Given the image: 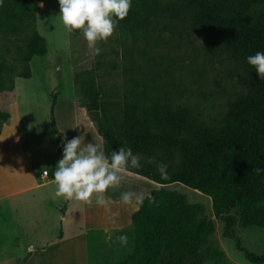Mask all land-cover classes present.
I'll list each match as a JSON object with an SVG mask.
<instances>
[{
    "label": "trees",
    "instance_id": "trees-1",
    "mask_svg": "<svg viewBox=\"0 0 264 264\" xmlns=\"http://www.w3.org/2000/svg\"><path fill=\"white\" fill-rule=\"evenodd\" d=\"M41 2L0 3V91L12 90L15 77H30L31 58L47 52L46 40L36 29ZM154 20L197 34L208 51L232 61L244 92L229 100L223 120L210 126L187 105L174 103L147 73L149 68L130 57L132 62L123 67L122 117L110 124L101 118L92 71L74 74V84L86 99L85 109L103 138L104 152L131 148L142 165L131 172L160 185L149 192L155 203L146 198L131 215L132 250L124 259L106 264H200L198 260L224 259V252L209 243L215 227L203 204L162 186L174 182L208 196L223 225L222 235L235 240L247 261L264 263V252L248 251L235 231V225L248 217L264 228V80L247 63V57L264 52V0H131L127 17L117 20L116 28L124 40L147 42ZM55 101L52 93L49 122L61 152L66 141L56 128ZM8 117L0 110V125ZM153 157L155 162L150 163ZM161 162L167 165L166 179L157 170ZM189 255L197 260L185 261Z\"/></svg>",
    "mask_w": 264,
    "mask_h": 264
},
{
    "label": "rangeland",
    "instance_id": "rangeland-1",
    "mask_svg": "<svg viewBox=\"0 0 264 264\" xmlns=\"http://www.w3.org/2000/svg\"><path fill=\"white\" fill-rule=\"evenodd\" d=\"M41 11H36V29L45 38L47 52L43 56L33 57L30 62L31 75L28 78H14L15 102L12 106L13 117L20 128L19 141L23 143L32 162H37L32 154L45 156L53 148L55 134L49 124V110L51 94L60 91L62 99L69 96L70 87L58 88L61 78L57 70L70 71L74 74L84 70H91L99 87L101 118L112 124L122 117L124 73L123 67L132 62L130 57H135L136 63L141 67L149 68L147 72L153 76L158 88L167 91L174 103H181L191 108L193 114L210 126H215L223 120L227 102L237 94L244 92L238 83L239 70L233 62L225 56L208 51L200 36L189 32L182 27L173 28L168 24L153 22L152 34L147 42L133 43L130 39L124 40L115 28L114 34L108 40L98 42L101 49L99 55H93L88 49L87 42L79 30L68 32L59 18L58 0H44ZM12 51H14L12 49ZM143 51V52H141ZM63 73L61 74L63 76ZM58 87H54L53 84ZM78 99L85 105L86 99L76 88ZM94 127L96 125L94 123ZM94 134V133H93ZM13 145L17 141H13ZM54 150L57 161L61 159L58 143L55 142ZM51 160V159H50ZM45 159L39 162L42 173L51 171L52 162ZM158 185V184H156ZM165 189L176 190L184 194L189 202L202 203L205 216L214 223V233L209 239L211 246L222 250L225 257L220 262L198 260L200 264H254L247 261L243 253L236 249L235 240L222 235V223L214 216L211 199L181 183L174 182L162 184ZM35 196L37 191L32 190ZM31 195L30 193H27ZM31 197V196H30ZM63 205L58 207L59 214L65 208H71L69 215L66 213L67 222L63 224L65 230L69 226L77 227V234L83 228V205L75 199H62ZM35 204L37 202L33 201ZM90 209V206H87ZM33 207L34 218L39 219V214ZM47 213V214H46ZM41 226L33 229V223H28V235L24 249L19 253V248L11 246L10 254L0 264H104L106 252H102V234L90 231L85 236H77L76 251L71 253L70 261L67 252L55 243L54 227L59 223L56 211H46ZM248 217L243 223L235 225L236 234L241 245L253 253L264 252V228L252 224ZM127 231L132 235L133 226L130 224ZM63 229V228H62ZM68 244L69 232L64 235ZM45 240V243H42ZM30 244L29 246L27 245ZM26 245L28 246L25 250ZM62 246H64L62 244ZM132 247V244H131ZM130 247V249H131ZM12 258L10 259V257ZM67 256V257H66ZM122 254L117 259H123ZM1 259V258H0ZM189 255L185 261L195 260ZM109 260V261H113ZM197 260V259H196ZM264 264V263H261Z\"/></svg>",
    "mask_w": 264,
    "mask_h": 264
},
{
    "label": "crops",
    "instance_id": "crops-1",
    "mask_svg": "<svg viewBox=\"0 0 264 264\" xmlns=\"http://www.w3.org/2000/svg\"><path fill=\"white\" fill-rule=\"evenodd\" d=\"M57 72V76L61 78L59 81L61 85L58 87L56 82V85L53 84L54 87L59 89L64 88V86L70 87L67 99H62L60 91L54 92L56 101L53 106V116L57 130L64 136L66 142L73 137L83 135L85 143L93 141L100 143L103 148L102 136L95 129L94 122L88 115L85 106L78 99L73 79L74 73L70 71L65 75L64 71L60 69ZM60 72L61 74L63 73V76L59 74ZM14 102V87L12 90L0 91V110L9 114L8 119L0 125V260L9 256L11 253L9 248L11 246L19 248L24 245L28 235V230H26L28 223H33V229H36L37 226L45 228L44 225L41 226V223L44 220V214L42 213L46 211L48 213L56 211L58 214L59 223L54 227L55 234L53 236H55V243L61 247L60 249L63 248L67 252L69 261L71 253L76 251L77 236H85L90 231L104 236L102 241L104 246L101 249L102 252H106L105 259H103L104 264L117 261L113 259H117L122 254L126 256L132 250V235L127 229L130 224L132 225L131 215L134 210L132 206L124 205L121 202L120 195L124 191L149 193L151 189L160 185H156L154 181L146 177L130 172L118 188H110L105 194L112 201L110 205L111 212L117 213L113 219H109L105 209L96 205L95 201H93L91 206L81 202L83 205V228L79 234H77L76 225L74 227L69 226L65 230L63 224L67 222L66 213L69 215L71 208L68 211L66 207L65 212L59 214L58 207L63 205L62 199L64 198L55 195L56 186L53 183L54 178L51 171H47L48 175L45 176L42 173L43 169L39 166L40 161L51 159L50 161L54 166L52 172H54L57 164V160H54L57 156V151L54 150L57 135L51 128L55 133L53 134V148L46 152L43 157L32 154L31 157L37 160L34 164L25 147H23V143L19 141V121L17 120L16 122L13 118L15 115L12 112ZM13 141H17L15 145H13ZM60 153L62 158L63 150ZM32 190L37 191L35 193L37 196L34 195ZM30 192L31 195H28L27 193ZM34 200L37 204L33 202ZM66 200L68 201V199ZM34 206L39 214L37 221L34 218ZM87 206H90V209ZM66 232H69L67 245V240L64 238ZM120 235L128 237L126 246H122L116 239ZM42 243H45V240H42ZM27 245L29 246L30 244ZM27 245L25 250L28 248ZM23 250V248H19V253H23Z\"/></svg>",
    "mask_w": 264,
    "mask_h": 264
},
{
    "label": "clouds",
    "instance_id": "clouds-1",
    "mask_svg": "<svg viewBox=\"0 0 264 264\" xmlns=\"http://www.w3.org/2000/svg\"><path fill=\"white\" fill-rule=\"evenodd\" d=\"M58 4L59 18L65 29L81 31L93 55L100 54L98 42H106L114 34L117 20L125 19L131 8V0H58ZM39 6L44 5L41 2ZM247 63L255 69L258 78L264 80V52L247 57ZM149 162H155V158ZM141 167L139 155L131 148L120 147L106 154L100 143H85L83 135L73 137L63 143L62 158L52 173L55 195L90 206L95 201L105 209L109 219H113L117 213L111 212L112 201L105 194L110 188H118L132 169ZM157 170L162 178H167L166 164L158 163ZM253 171L259 173L261 169ZM44 175L48 173L44 172ZM146 198L155 203V197L150 193L124 191L120 195L121 202L132 206L134 211L140 210ZM116 239L122 246L128 244L126 235Z\"/></svg>",
    "mask_w": 264,
    "mask_h": 264
}]
</instances>
